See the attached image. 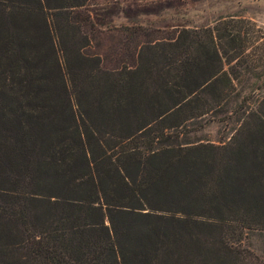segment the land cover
Wrapping results in <instances>:
<instances>
[{
	"label": "trees",
	"instance_id": "16d2710c",
	"mask_svg": "<svg viewBox=\"0 0 264 264\" xmlns=\"http://www.w3.org/2000/svg\"><path fill=\"white\" fill-rule=\"evenodd\" d=\"M137 1L0 0V264H264V93L236 68L264 38L115 24Z\"/></svg>",
	"mask_w": 264,
	"mask_h": 264
},
{
	"label": "rangeland",
	"instance_id": "374dc122",
	"mask_svg": "<svg viewBox=\"0 0 264 264\" xmlns=\"http://www.w3.org/2000/svg\"><path fill=\"white\" fill-rule=\"evenodd\" d=\"M129 7V13L133 22L150 25L158 29L168 27L187 26L202 27L212 25L220 18L230 16L248 20L255 24L256 29L264 38V0H140L136 3L129 2L113 10L116 15L115 24H129L127 14H123L121 8ZM262 47L253 50L251 61H248V69L241 66L236 68L240 72L243 83V92L258 97L264 93V42ZM263 57L261 60L259 59ZM258 57V59H257ZM257 88H260L258 91ZM217 114V118H219ZM237 123L233 120L220 122L218 120L207 124L201 132L197 133L211 143H219L234 133ZM249 247L264 262V232H255L249 239Z\"/></svg>",
	"mask_w": 264,
	"mask_h": 264
}]
</instances>
